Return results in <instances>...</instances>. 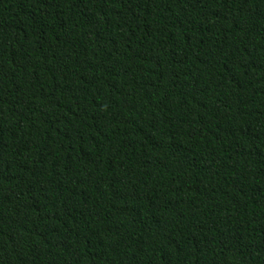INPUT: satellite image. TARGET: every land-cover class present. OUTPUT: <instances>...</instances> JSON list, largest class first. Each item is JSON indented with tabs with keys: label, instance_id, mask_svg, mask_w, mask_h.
<instances>
[{
	"label": "trees",
	"instance_id": "obj_1",
	"mask_svg": "<svg viewBox=\"0 0 264 264\" xmlns=\"http://www.w3.org/2000/svg\"><path fill=\"white\" fill-rule=\"evenodd\" d=\"M0 264H264V0H0Z\"/></svg>",
	"mask_w": 264,
	"mask_h": 264
}]
</instances>
